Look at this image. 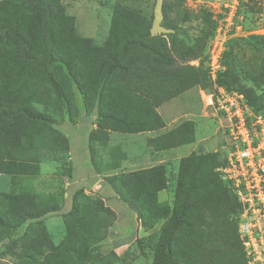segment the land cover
Segmentation results:
<instances>
[{"label": "trees", "instance_id": "16d2710c", "mask_svg": "<svg viewBox=\"0 0 264 264\" xmlns=\"http://www.w3.org/2000/svg\"><path fill=\"white\" fill-rule=\"evenodd\" d=\"M197 15L203 24L202 35L192 45L178 40L169 44L163 35L151 34L153 23L118 6L110 37L103 46H98L77 34L75 18L66 15L61 0L0 1V177L16 179L29 172L39 174V165L51 157L64 163L65 176L72 178L73 166L67 163L71 142L55 125L65 119L77 124L97 110V129L89 135L92 171L103 175L118 198L136 213L145 231H155L137 241L139 253L120 257L110 252L109 257L122 264H127L128 256L147 255H151L152 264H203L193 260L189 245V238L199 229H181L187 223L188 212L193 211V215L200 212V218L205 216L200 200L219 204L235 216L238 233L242 204L218 172V180L209 181L208 189L189 201L201 167L210 162L209 175L221 165L217 156L182 160L178 179L181 187L176 191L175 212L171 213L168 203L159 199V193L167 187L165 166L115 172L126 156L120 154L119 148H112L104 160L100 154L105 150L98 148H108L110 134L114 132L127 134L165 128L158 112L165 102L195 87L214 86L207 69L178 64L201 57L207 61L206 45L216 33L218 21L203 8ZM181 16L190 19L185 9ZM238 45L235 38L229 41L223 56L225 71L217 83L229 91L240 90L259 114L263 110L261 97L242 88L241 78L248 77L257 87L263 86L264 56L251 69L240 67ZM262 46L264 50V42ZM76 89L84 109L79 106ZM193 129L194 124L189 122L179 125L164 136L166 147L192 143ZM186 185L188 188H184ZM85 209L93 214L82 213ZM57 210L47 207L22 214L14 204L0 214V229L10 235L23 224L41 221ZM77 214L101 229L102 236L87 245L79 240L82 236L69 231L60 246L48 255L60 258L61 264H95L99 257L93 256L92 250L107 239L117 216L102 199L88 196L84 185L75 192L70 216ZM157 228L160 230L156 231ZM238 238L243 263L247 264L239 233ZM175 246L177 251L173 250Z\"/></svg>", "mask_w": 264, "mask_h": 264}, {"label": "rangeland", "instance_id": "374dc122", "mask_svg": "<svg viewBox=\"0 0 264 264\" xmlns=\"http://www.w3.org/2000/svg\"><path fill=\"white\" fill-rule=\"evenodd\" d=\"M157 1L61 0V3L65 7L66 15L75 18L77 34L83 38L91 39L95 45L103 46L110 37L116 7L120 6L134 11L147 23H153ZM201 8L212 13L214 19L218 21L216 33L207 42L206 52L217 32H222L220 40L223 42L225 34H227L228 43L234 38L237 39L239 43L237 58L240 67L251 69L258 63L260 57L264 56L262 46L264 42V0H163L164 19L162 25L171 30V33L158 35H163L169 44L172 40H178L185 45H192L202 35L203 24L197 15ZM184 9L189 13V20L182 19L181 12ZM203 58L178 62V64L207 69V61ZM224 71L225 67L222 73ZM241 86L255 91L261 97L263 110L259 114L264 116V85L257 87L252 79L242 76ZM75 93L79 106L84 109V106L81 105V95L77 89ZM216 94L217 90L214 86L208 89L195 87L165 102L159 108L168 123L166 131L177 128L186 122L194 124L192 143L182 148L168 150L162 155L165 161L163 165L166 168L167 187L159 193V199L161 202L168 203L171 213L175 212L178 198L176 191L179 186L181 187L178 179L182 160L188 157L192 158V156L211 155L217 156L218 161L223 159L222 147L228 138L226 135L228 122L216 103ZM253 112L255 111L253 110ZM86 119L90 122L95 120L96 124L99 121L97 110ZM65 120H58L55 128L65 129ZM111 145L120 148V154L126 156L125 160H127V152L131 157L139 156V153L133 152L131 147L127 148L126 133H116L112 138ZM109 150L112 149L101 152L100 155L104 160L108 157ZM68 161L70 162V158L67 159V163H69ZM208 165L210 166V162L203 165L199 171L198 179L192 186L190 202L198 198L194 195L202 194L208 189L209 181L218 180L217 169L207 175ZM146 167L150 166L146 165ZM39 168V174L29 172L22 178L0 177V214L14 204L22 214L34 213L47 207H55L58 210L47 215L41 221L23 224L19 230L10 235L0 229V264H61L60 258H51L48 254L52 249L60 246L67 234L72 232L77 236H82L79 240L82 239L87 245L92 240L99 239L103 234L101 229L94 224L91 225L89 221H85L78 214L70 216L77 189L73 191L70 187V178L65 176L66 165L49 157L39 165ZM140 169L141 167L132 166L128 162L124 166L121 165V168L115 172L128 173ZM184 188H188V186L186 185ZM66 195L68 196L66 197ZM91 197L96 198V196ZM208 204L209 201L200 200L199 206L203 207L202 214L205 216L200 218V212L194 213V215L191 214L193 211L188 212L187 214H191V216L187 215V223L181 228L183 231L199 229L197 232H193V236L189 238L193 260H199L203 264H244L235 227V216L229 214L219 204ZM82 213L93 214L89 209H85ZM110 229L107 239L103 243L96 244L98 248L92 250V255L99 257L96 258L99 262L95 264H104V262L105 264H122L109 257L110 252H115L110 244ZM158 230L160 229L157 228L156 231ZM153 232L155 231L151 233ZM141 239L138 238L133 242L124 254L115 253L120 257L125 254L139 253L137 241ZM173 250L177 251L176 246ZM126 259L127 264H152L151 255L139 258L128 256Z\"/></svg>", "mask_w": 264, "mask_h": 264}, {"label": "built area", "instance_id": "2783aa9c", "mask_svg": "<svg viewBox=\"0 0 264 264\" xmlns=\"http://www.w3.org/2000/svg\"><path fill=\"white\" fill-rule=\"evenodd\" d=\"M221 33L206 52L216 103L228 122L217 172L242 204L238 233L247 264H264V116L253 112L244 94L218 85L228 43L227 34L224 42L220 40Z\"/></svg>", "mask_w": 264, "mask_h": 264}, {"label": "crops", "instance_id": "0c3cea01", "mask_svg": "<svg viewBox=\"0 0 264 264\" xmlns=\"http://www.w3.org/2000/svg\"><path fill=\"white\" fill-rule=\"evenodd\" d=\"M159 114L166 123V127L159 131H145L138 133H127V148L131 147L133 152H138L139 156L131 157L127 152V160L122 161L132 166L141 167L140 170L151 169L158 166H164L162 155L164 152L179 147H166L164 136L174 131L176 128L166 131L168 123L164 119L161 110ZM95 120L90 122L85 119L73 125L68 119L64 122L65 129L61 131L70 139V162L73 166V177L70 178V187L75 191L81 185H84L85 192L89 196H96L103 200L105 206L115 212L117 219L110 229V244L117 254H124L129 247L138 238H145L151 234V231H145L138 221L136 213L131 210L127 204L118 198L113 188L105 181L103 175L94 174L92 171L91 155L89 150V135L97 129ZM118 133L110 134L108 148L98 146L100 150L119 148L111 145L113 136ZM120 149V148H119ZM146 165L150 167H146ZM145 166V167H144ZM161 195V194H160ZM68 195H66L67 197Z\"/></svg>", "mask_w": 264, "mask_h": 264}, {"label": "water", "instance_id": "95a60500", "mask_svg": "<svg viewBox=\"0 0 264 264\" xmlns=\"http://www.w3.org/2000/svg\"><path fill=\"white\" fill-rule=\"evenodd\" d=\"M163 0H158L154 9V21L151 28L152 35L170 34L171 30L166 29L163 25Z\"/></svg>", "mask_w": 264, "mask_h": 264}]
</instances>
